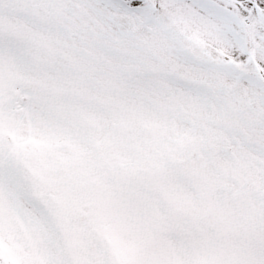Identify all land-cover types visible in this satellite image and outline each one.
Here are the masks:
<instances>
[{
    "label": "snow or ice",
    "instance_id": "obj_1",
    "mask_svg": "<svg viewBox=\"0 0 264 264\" xmlns=\"http://www.w3.org/2000/svg\"><path fill=\"white\" fill-rule=\"evenodd\" d=\"M0 264H264V0H0Z\"/></svg>",
    "mask_w": 264,
    "mask_h": 264
}]
</instances>
